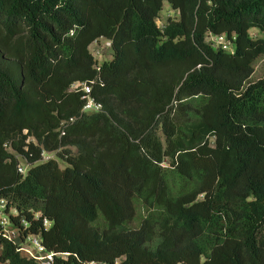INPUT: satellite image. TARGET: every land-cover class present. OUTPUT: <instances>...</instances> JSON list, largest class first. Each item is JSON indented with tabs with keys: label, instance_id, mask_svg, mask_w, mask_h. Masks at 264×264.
Listing matches in <instances>:
<instances>
[{
	"label": "trees",
	"instance_id": "obj_1",
	"mask_svg": "<svg viewBox=\"0 0 264 264\" xmlns=\"http://www.w3.org/2000/svg\"><path fill=\"white\" fill-rule=\"evenodd\" d=\"M259 55L264 0H0V197L20 237L53 264H264ZM0 264L38 263L0 230Z\"/></svg>",
	"mask_w": 264,
	"mask_h": 264
},
{
	"label": "built area",
	"instance_id": "obj_2",
	"mask_svg": "<svg viewBox=\"0 0 264 264\" xmlns=\"http://www.w3.org/2000/svg\"><path fill=\"white\" fill-rule=\"evenodd\" d=\"M235 36H232L231 39L227 38L226 34H213L209 33L206 36V41L210 42L213 47H220L225 51L233 52V40ZM110 46V42L108 44ZM80 88L81 89V98L83 100L82 111L85 112H98L101 110V105L96 102L93 97L90 95V86L84 83L75 82L72 85V89ZM44 159H47L49 156L44 155ZM18 172L24 173L25 167L21 164L18 166ZM6 200L0 197V230H2L3 235L16 244L17 250L27 258L34 259L38 264H53L54 257L62 255L61 253L48 251L45 249L41 243V239L36 234H28L24 238H21L18 232V228L15 227L11 220L9 219L8 214L5 212ZM20 222L26 226L27 223L25 220L21 219ZM44 226H47L49 222L43 220ZM92 264H108L106 262H92Z\"/></svg>",
	"mask_w": 264,
	"mask_h": 264
},
{
	"label": "rangeland",
	"instance_id": "obj_3",
	"mask_svg": "<svg viewBox=\"0 0 264 264\" xmlns=\"http://www.w3.org/2000/svg\"><path fill=\"white\" fill-rule=\"evenodd\" d=\"M177 14H178L177 11L172 9V7L170 6V4L167 1H164L162 8H161V11L159 13V16L156 19V23L159 26H162L163 24H165L168 17L174 18L177 16ZM249 33L252 36H263V34L258 32V30L254 29V28L250 29ZM108 44H109V41L106 38L102 37V38H99L98 40L92 42L91 45L89 46V50L93 53L94 58L97 60L98 65H100L103 61H108L112 57V49ZM263 76H264V55H259L253 62V73L249 77L248 83L254 82L257 79L262 78ZM51 156H54V154H50L49 157H51ZM57 160H58V164L60 167L66 166L65 162H63L60 159H57ZM19 161H20V164L26 168L27 164L25 163V161L22 160L21 158L19 159ZM6 213L8 215L9 214H15L16 211L14 208H9ZM143 214H144V210L142 209L141 204L139 203L138 204V214H137L135 220H132L129 223V226L130 227L138 226L140 219L142 218Z\"/></svg>",
	"mask_w": 264,
	"mask_h": 264
}]
</instances>
